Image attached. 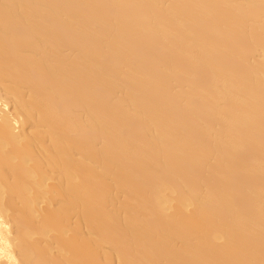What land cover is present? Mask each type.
Returning <instances> with one entry per match:
<instances>
[{
    "label": "bare ground",
    "instance_id": "bare-ground-1",
    "mask_svg": "<svg viewBox=\"0 0 264 264\" xmlns=\"http://www.w3.org/2000/svg\"><path fill=\"white\" fill-rule=\"evenodd\" d=\"M0 264H264V0H0Z\"/></svg>",
    "mask_w": 264,
    "mask_h": 264
}]
</instances>
